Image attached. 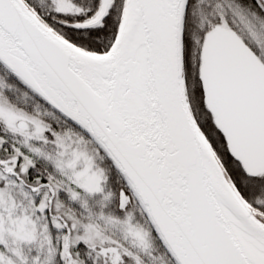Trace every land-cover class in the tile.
I'll use <instances>...</instances> for the list:
<instances>
[{
  "label": "snow or ice",
  "instance_id": "1",
  "mask_svg": "<svg viewBox=\"0 0 264 264\" xmlns=\"http://www.w3.org/2000/svg\"><path fill=\"white\" fill-rule=\"evenodd\" d=\"M0 264H264V0H0Z\"/></svg>",
  "mask_w": 264,
  "mask_h": 264
}]
</instances>
